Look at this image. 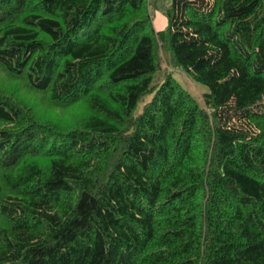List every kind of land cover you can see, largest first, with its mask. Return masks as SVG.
<instances>
[{"label": "trees", "instance_id": "1", "mask_svg": "<svg viewBox=\"0 0 264 264\" xmlns=\"http://www.w3.org/2000/svg\"><path fill=\"white\" fill-rule=\"evenodd\" d=\"M158 4L0 0V264H264V0Z\"/></svg>", "mask_w": 264, "mask_h": 264}, {"label": "rangeland", "instance_id": "2", "mask_svg": "<svg viewBox=\"0 0 264 264\" xmlns=\"http://www.w3.org/2000/svg\"><path fill=\"white\" fill-rule=\"evenodd\" d=\"M154 1L155 0H150V10L154 16V26L155 29L157 31H162L164 29H160L161 28V23H164V20L166 19V17L163 15L162 12L158 11L155 9L154 6ZM171 0H159V8L160 9H165V5L170 4ZM156 10V11H155ZM160 18H162L163 22L160 21ZM3 74V73H2ZM176 78H178L182 84L189 90L192 92L193 95H195L198 98H202V95L206 92H208V88L206 86L200 85V84H196L190 77H188V75L182 73V72H177L175 75ZM13 84L12 81L7 82L6 85L8 84ZM7 92L9 94H11L13 91L12 89L7 87ZM23 96V94L21 92H17L16 93V98L21 99V97ZM37 96V95H36ZM35 99V97H33ZM37 99V97H36ZM33 102V101H32ZM43 109H48L47 105H45L43 107ZM83 107H79V108H75V109H56V110H52L51 112H46L44 114L48 115V117H52V120L59 123H69L72 120L70 119L71 115H79V112H82Z\"/></svg>", "mask_w": 264, "mask_h": 264}, {"label": "crops", "instance_id": "3", "mask_svg": "<svg viewBox=\"0 0 264 264\" xmlns=\"http://www.w3.org/2000/svg\"><path fill=\"white\" fill-rule=\"evenodd\" d=\"M160 21L163 22L162 18H160ZM161 25H162V26H161L160 29L162 30V29H164V28L166 27V25H167V19H165V20H164V23H163V24L161 23Z\"/></svg>", "mask_w": 264, "mask_h": 264}]
</instances>
